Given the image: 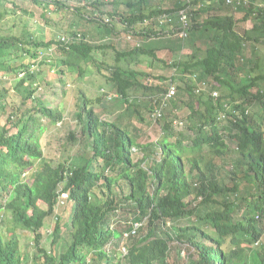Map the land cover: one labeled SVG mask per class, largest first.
I'll list each match as a JSON object with an SVG mask.
<instances>
[{"label": "trees", "instance_id": "16d2710c", "mask_svg": "<svg viewBox=\"0 0 264 264\" xmlns=\"http://www.w3.org/2000/svg\"><path fill=\"white\" fill-rule=\"evenodd\" d=\"M148 3L0 0V264H178L174 240L187 264H264V0ZM29 19L63 36L41 39ZM89 26L118 42L88 39ZM123 31L134 43L121 48ZM53 72L75 76L70 89L61 78L69 108L39 93ZM122 192L123 227L110 223Z\"/></svg>", "mask_w": 264, "mask_h": 264}, {"label": "rangeland", "instance_id": "374dc122", "mask_svg": "<svg viewBox=\"0 0 264 264\" xmlns=\"http://www.w3.org/2000/svg\"><path fill=\"white\" fill-rule=\"evenodd\" d=\"M87 1H92V0H87ZM155 1L156 0H149V3L148 4H154L155 5ZM260 5H262L263 3L259 2ZM106 11H110L111 8H112V5H108L106 7H104ZM237 18L241 17L242 14L241 13H237L236 14ZM183 19L185 20V22H188L190 21L188 19V16L185 15L183 17ZM168 20V19H167ZM28 26L35 32L38 34V37L41 38V39H48V38H52V37H56L57 39L60 37V36H63V34L60 32V29L59 28H51L50 25L48 26H45L43 23L35 20V19H29L28 20ZM159 27L161 28V25H159ZM89 33L90 35L88 34V39L92 40V37H98L97 39H94L95 42H99L100 39L103 40V41H107V40H114L116 41L115 43L118 42V38L119 37H116V35H112V33H110V31L108 29H104V28H101L100 30L97 29V27H93V26H89ZM26 30V29H25ZM123 36L119 39V46L121 48H124L127 44H130V43H127V42H132V44L134 43V39L133 37L127 35V31H123L122 32ZM181 36L184 35V32H181L180 33ZM251 49H249L250 51ZM260 52H264L262 50H264L262 47L259 49ZM189 51L188 50H183V51H179L177 52L176 54L178 55H181V56H184L188 53ZM250 53V52H249ZM159 56L160 57H167V54L166 52L162 51V52H159ZM264 54V53H263ZM56 56H60V53H57ZM62 57V56H61ZM155 72H158L160 73L161 70L160 69H155ZM49 80H51L52 83L56 84L55 86V89H53L50 86H48L47 84L46 85H43L44 87L41 89V91H39V93H42V92H45V95L47 96V98L49 100H51L55 106H58L61 104L62 107H68L70 106V103L72 101V94H70L67 98H65V100H63V94H62V89L64 87V84L61 82V78L65 79L68 83V85H65V88H69L70 86H72L74 84L73 80L75 78L74 74H70V73H65V74H59V73H55L53 72L50 76H49ZM97 83L100 82V80H98L97 78H94L93 81H95ZM151 80V78H150ZM153 80V79H152ZM155 83H159V80L155 79L154 80ZM8 85H10L11 87V82H8ZM70 89V88H69ZM201 89V88H200ZM13 93L14 90H12ZM171 94V93H170ZM173 95H176V92H173ZM16 97V95L14 96ZM190 100V95L189 94H182V93H179L178 96L176 97V104L178 102V105L179 107L177 108V114H176V121L177 122H181V125L185 127V129H187V126H188V116L191 112V109L189 108V105L187 103V101ZM108 108H110V111L111 109L113 110H116L118 111L121 107H122V104L120 103H116V102H113L111 101V103H109L108 105ZM173 104L169 105V108H168V113L172 110L173 108ZM161 110L160 109H157V116L159 117L161 115ZM4 122V118H3V114H1L0 116V123ZM157 125L154 124L150 127L149 129V134L152 136L151 138L153 140L157 139L158 137V130H157ZM54 129H51L50 131H53ZM48 132V131H47ZM54 133H56L57 136H61L62 138L66 137V131L63 130V131H55ZM45 142H46V137H44L43 139V144L45 145ZM236 142H233L232 143V148H235L236 147ZM61 149L59 148V142L57 144H55L52 148V150L50 151L49 155L50 156H53V157H56L57 155H60L61 154ZM121 187L120 188H117V190H122V187L124 189V192H128V187L127 185L122 181L121 183ZM124 192L122 193H119V196L121 198H123V202L121 203V206L118 211H116L114 214L111 215L110 217V223L112 224H116V223H119L120 221H123L122 223V227L125 226L127 224V222H132V216L130 215V212L133 210L132 209V206L128 203L129 200L125 199V196H124ZM64 210V209H62ZM52 222V223H51ZM51 224H54L53 223V220L50 221ZM146 224L147 222H145V227H146ZM172 224V223H171ZM186 224V222H185ZM119 226V225H118ZM53 228H54V225H50L49 227L46 228V235H45V244L48 248H51L53 247V239H54V235H53ZM164 229L162 230H159V234L162 235V236H168L167 233L165 232V230H171L170 229V223H168L165 227H163ZM138 230H139V227H138ZM126 236L128 234V232L125 233ZM67 236L68 237V234L64 231L62 236H61V240H59V243L60 244H63L64 242V237ZM21 245H22V248L23 249H27V244L28 242L31 240V237L29 238V235H27V233H22L21 235ZM264 242V236L262 237V240H261V243ZM260 243V244H261ZM121 248H125V238H124V241L121 243ZM172 252H173V257H172V260H175L177 261L178 264H187L188 263V256H189V253L191 251H189V249L187 248V245H180L179 243H177L175 240L172 242ZM30 252L31 254H33V247L30 248ZM250 259V258H249ZM256 261V258H254L250 264H253L254 262Z\"/></svg>", "mask_w": 264, "mask_h": 264}, {"label": "built area", "instance_id": "2783aa9c", "mask_svg": "<svg viewBox=\"0 0 264 264\" xmlns=\"http://www.w3.org/2000/svg\"><path fill=\"white\" fill-rule=\"evenodd\" d=\"M184 16H185V15L182 16V20H184V19H183ZM168 19H169V18H168ZM184 21H185V20H184ZM173 92H175V89H174V88L172 89L171 93L173 94ZM136 227H137V226H136ZM135 232H136V231L134 230L133 233H135Z\"/></svg>", "mask_w": 264, "mask_h": 264}, {"label": "clouds", "instance_id": "9594fccd", "mask_svg": "<svg viewBox=\"0 0 264 264\" xmlns=\"http://www.w3.org/2000/svg\"><path fill=\"white\" fill-rule=\"evenodd\" d=\"M172 94V93H171ZM161 112V114H162V111H160ZM161 116V115H160Z\"/></svg>", "mask_w": 264, "mask_h": 264}]
</instances>
